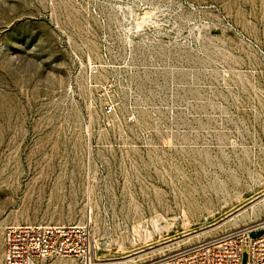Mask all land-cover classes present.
I'll list each match as a JSON object with an SVG mask.
<instances>
[{"label": "rangeland", "instance_id": "rangeland-1", "mask_svg": "<svg viewBox=\"0 0 264 264\" xmlns=\"http://www.w3.org/2000/svg\"><path fill=\"white\" fill-rule=\"evenodd\" d=\"M257 223L264 0H0V264L22 224L86 227L94 264H170Z\"/></svg>", "mask_w": 264, "mask_h": 264}, {"label": "built area", "instance_id": "built-area-1", "mask_svg": "<svg viewBox=\"0 0 264 264\" xmlns=\"http://www.w3.org/2000/svg\"><path fill=\"white\" fill-rule=\"evenodd\" d=\"M257 223L221 232L216 236L183 247L170 258V264H241L249 249V264H264V234L253 239ZM51 258H67L91 264V241L81 225L22 224L10 227L4 237V264H40Z\"/></svg>", "mask_w": 264, "mask_h": 264}, {"label": "bare ground", "instance_id": "bare-ground-1", "mask_svg": "<svg viewBox=\"0 0 264 264\" xmlns=\"http://www.w3.org/2000/svg\"><path fill=\"white\" fill-rule=\"evenodd\" d=\"M245 226H248V225H245ZM91 264H94V260H91Z\"/></svg>", "mask_w": 264, "mask_h": 264}]
</instances>
